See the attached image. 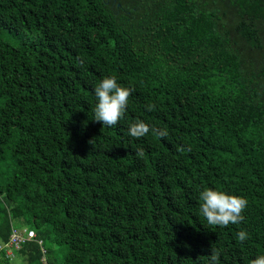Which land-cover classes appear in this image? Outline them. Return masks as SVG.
<instances>
[{"label": "trees", "instance_id": "16d2710c", "mask_svg": "<svg viewBox=\"0 0 264 264\" xmlns=\"http://www.w3.org/2000/svg\"><path fill=\"white\" fill-rule=\"evenodd\" d=\"M107 76L134 90L112 127ZM209 187L246 198L240 223L207 222ZM25 229L0 264L264 254V0H0V245Z\"/></svg>", "mask_w": 264, "mask_h": 264}, {"label": "clouds", "instance_id": "9594fccd", "mask_svg": "<svg viewBox=\"0 0 264 264\" xmlns=\"http://www.w3.org/2000/svg\"><path fill=\"white\" fill-rule=\"evenodd\" d=\"M133 89L118 82L116 76H107L100 80L93 89L95 105L93 108V120L100 122L103 127L117 125L128 108L129 97ZM152 105L147 110L151 111ZM149 128L143 121H136L128 128V135L138 138L146 135ZM160 137L167 133L161 131L157 133ZM137 155H143V150H137ZM199 212L211 225L227 226L238 224L243 220L242 212L247 206L246 198L230 194L218 188H205L199 193ZM246 231H239L236 238L240 242L248 239ZM220 256L216 250H211L208 264H219ZM251 264H264V254L257 255L251 260Z\"/></svg>", "mask_w": 264, "mask_h": 264}, {"label": "built area", "instance_id": "2783aa9c", "mask_svg": "<svg viewBox=\"0 0 264 264\" xmlns=\"http://www.w3.org/2000/svg\"><path fill=\"white\" fill-rule=\"evenodd\" d=\"M20 231L14 230L10 238L11 239L10 242L0 245V250H5L7 255H9V257L13 256L14 250L18 251L19 249H21V244L25 240L27 241L32 240L36 237V234L34 231H27L26 229L20 230Z\"/></svg>", "mask_w": 264, "mask_h": 264}]
</instances>
